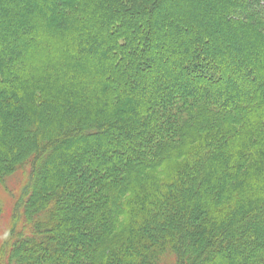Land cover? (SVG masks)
I'll use <instances>...</instances> for the list:
<instances>
[{"label": "trees", "instance_id": "obj_1", "mask_svg": "<svg viewBox=\"0 0 264 264\" xmlns=\"http://www.w3.org/2000/svg\"><path fill=\"white\" fill-rule=\"evenodd\" d=\"M16 172L3 264H264V0H0Z\"/></svg>", "mask_w": 264, "mask_h": 264}, {"label": "rangeland", "instance_id": "obj_2", "mask_svg": "<svg viewBox=\"0 0 264 264\" xmlns=\"http://www.w3.org/2000/svg\"><path fill=\"white\" fill-rule=\"evenodd\" d=\"M186 116L183 121L187 119ZM26 180L27 174L25 172H16L9 176L6 181L0 182V247L3 245L7 233L14 229V216L19 208L18 199L21 196L20 191ZM19 221L20 216L16 220L17 226L20 223ZM2 261L0 258V264H3Z\"/></svg>", "mask_w": 264, "mask_h": 264}]
</instances>
